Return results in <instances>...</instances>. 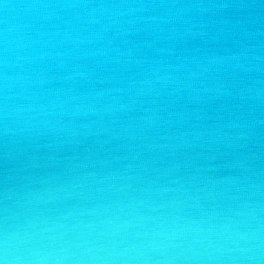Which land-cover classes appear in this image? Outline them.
I'll list each match as a JSON object with an SVG mask.
<instances>
[{
  "label": "water",
  "instance_id": "1",
  "mask_svg": "<svg viewBox=\"0 0 264 264\" xmlns=\"http://www.w3.org/2000/svg\"><path fill=\"white\" fill-rule=\"evenodd\" d=\"M0 264H264V0H0Z\"/></svg>",
  "mask_w": 264,
  "mask_h": 264
}]
</instances>
